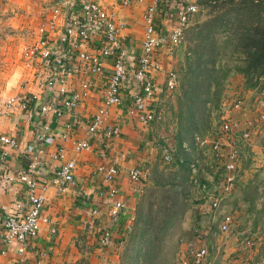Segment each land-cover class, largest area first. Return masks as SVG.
I'll return each mask as SVG.
<instances>
[{"label":"crops","instance_id":"crops-1","mask_svg":"<svg viewBox=\"0 0 264 264\" xmlns=\"http://www.w3.org/2000/svg\"><path fill=\"white\" fill-rule=\"evenodd\" d=\"M96 1L112 13L120 25L118 35L121 46L127 48L131 58L136 57L141 52V15L151 0H128L127 3H123V0ZM60 10L61 14L58 13L57 16L44 10L50 20L44 27L42 37L49 42L56 40L62 29L63 12L61 8ZM161 11L156 19L157 25L167 29L173 20L169 15L163 17ZM35 26L36 23L32 28H26L34 31ZM35 42L36 35L33 40L21 41L18 48L21 50V47L33 46ZM173 46L175 45L167 44L157 51L155 56L159 68L149 72L156 89V97L149 105L154 112L160 110L162 113L163 104L161 107L160 104L163 103V98L167 99L162 92L165 73L181 66ZM10 51L6 42L0 41V61H4ZM35 61L37 66L33 73H20L19 67L16 69L17 73H12V64L7 68L4 65L1 68L0 65V102L7 98L14 100L0 117V135H11L17 139V147L7 152L0 171L13 178L16 174L23 173L33 179L36 183L35 191L42 196L39 218H45V221L37 222L35 234L25 242H6L2 223L7 215L17 214L25 209L27 190L25 184L13 178L8 181L0 179V264H35L36 260L42 264H120L121 254L126 248L123 243L133 229L135 206L143 190L154 186L157 179H163L158 168L164 144L158 143L156 138L161 130H156L153 124L156 119L144 121L140 113L127 112L131 100V93L127 88L121 91L123 98L119 106H103L101 90L105 76L110 71V57L104 60L102 74L85 76L79 73L67 80V89L72 92L81 91V82L84 80L90 83L86 95L80 96L73 107L66 108L59 102H54L44 114L38 108L32 109L28 105L21 108V99L27 100L33 93L41 99L49 96L42 89L41 75L44 73L40 61ZM41 99L40 102L43 101ZM101 108L106 112L104 123L114 124L118 129L117 135L105 143L101 133L89 135L86 132L89 118ZM44 124L48 129L43 128ZM83 139L88 141V147L75 152L74 143ZM101 150L104 151L103 156L99 155ZM68 160H73L74 169L72 181L65 183L55 178L54 170ZM170 163L178 166L177 161L173 160L168 165ZM98 165L115 166L118 169L111 182L116 194L108 195L110 186L104 182L101 173L96 171ZM133 168L140 172L139 183L131 182L128 177V170ZM174 177L172 175L166 179L174 182L177 189L182 188L180 180ZM188 182L193 184L190 177ZM200 187L202 193L203 187ZM117 201L121 202L119 208L113 205ZM52 228L55 231L51 232ZM104 230L110 233V243L102 246L98 243L97 236ZM221 257L228 259L226 254ZM227 262L238 264L240 260L228 259Z\"/></svg>","mask_w":264,"mask_h":264},{"label":"built area","instance_id":"built-area-1","mask_svg":"<svg viewBox=\"0 0 264 264\" xmlns=\"http://www.w3.org/2000/svg\"><path fill=\"white\" fill-rule=\"evenodd\" d=\"M162 1L151 0V3L143 10L141 15L143 22L140 42L141 52L136 57L131 58L127 48L121 46L119 42L120 25L116 22L112 13L105 10L103 5L96 0H54V3L63 12L62 29L56 40L49 42L41 37L39 45L35 47L41 70L44 73L41 75L42 89L49 96L46 99H41L36 93H33L27 100L22 98L19 106L25 108L28 105L32 109L33 107L38 108L42 114L54 102H59L66 108L73 107L80 96L86 95L90 83L88 80H84L81 82V91L72 92L67 89V80L79 73H83L85 76L102 74L104 60L110 57V71L105 76L104 87L101 90L103 106L105 108L119 106L123 98L121 91L127 88L131 93L127 112L140 113L144 121L160 119V110L154 112L149 107L150 102L156 97V89L149 76L150 70L159 68V62L155 54L167 44L176 46L182 41L183 30L188 26L192 13L198 9L196 4L187 2L186 5L170 15L173 22L170 27L163 29L156 23V14L163 8L164 3ZM127 2L128 0H123V3ZM172 2H175V0H172ZM39 30L44 33V26H39ZM177 79L178 75L175 70L169 69L165 73L162 92L167 98L174 97ZM24 99L26 102L23 104ZM40 99L43 101L40 102ZM239 99L232 103V107L235 109L240 106L241 100ZM13 101L10 98L0 105V117L10 108ZM254 103V118L252 120L248 119L240 128L238 127L239 123L233 118L222 114L217 125L218 136L215 134L208 144L213 157L226 173L232 174L239 166L238 141L250 143L255 122L264 120V97H258V100H255ZM214 112L215 109L210 108L209 116H213ZM105 115L104 108L98 109L89 118L86 125L87 134L101 133L104 139L103 143L118 133V129L114 124L104 123ZM43 128L48 129V126L44 124ZM171 142L164 144L161 151V161L164 164H168L173 160L182 161L180 157L174 155V142ZM192 142L194 149H197L203 141L196 134H193ZM0 145L2 147L0 150L1 165L7 152L17 147V139L11 135L1 134ZM88 145L87 140H79L74 143L73 150L78 152L82 148H87ZM181 148L189 152L186 142L181 143ZM103 153L104 151L101 150L99 155L103 156ZM187 167L191 182L199 188L197 190V194L200 195L198 200L208 199L207 210L218 216L215 218L214 228L196 227L192 239L179 238L177 240V248L172 264H208L210 252L221 253L228 242L231 233V216L222 213V205L224 199L236 187L233 181L234 178L231 176L225 180V185L216 187L210 195H202L200 182L197 179L199 169L197 159L191 157L188 160ZM73 169V160H68L56 167L54 170L55 178L69 183L72 181ZM96 171L101 173L104 182L110 186L108 195L116 194V189L111 182L118 173V169L115 166L98 165ZM128 177L134 183H139L141 179L140 172L136 168L128 170ZM12 178L10 174L0 171V179L8 181ZM13 179L26 185V207L20 213L7 215L2 223L3 229H5L4 239L6 242L14 240L23 243L35 234L37 222L39 220L45 221V218H39L42 196L35 191L36 183L28 174L18 173ZM113 205L119 208L121 202L117 201ZM53 231H55L54 228L51 229V232ZM206 237L211 241V248L205 245L204 240ZM97 241L102 246L108 245L110 243L109 231L100 232ZM242 243L244 248H250L253 242L245 236ZM35 264L42 263L36 260ZM238 264L249 263L240 260Z\"/></svg>","mask_w":264,"mask_h":264},{"label":"trees","instance_id":"trees-1","mask_svg":"<svg viewBox=\"0 0 264 264\" xmlns=\"http://www.w3.org/2000/svg\"><path fill=\"white\" fill-rule=\"evenodd\" d=\"M196 1L210 7L209 15L183 30L182 41L186 49L177 79L179 94L175 97L174 155L181 158L182 161L177 162L178 168L186 173L188 160L192 157L188 153L194 150L192 135L202 138L210 123V108L217 109L222 104L223 81L231 69L247 82H257L264 74V0ZM163 2V17L187 4L184 0ZM228 48L240 55L239 63L231 69L221 64L219 58ZM183 142L189 152L181 148ZM181 185L182 188L177 189L174 182L163 178L143 190L135 206L133 229L128 233L120 264H172L176 239L183 233L180 223L190 207L183 182ZM258 190L259 183L248 180L241 189V201L253 205L259 197ZM259 212V216L264 214V208L260 207Z\"/></svg>","mask_w":264,"mask_h":264},{"label":"rangeland","instance_id":"rangeland-1","mask_svg":"<svg viewBox=\"0 0 264 264\" xmlns=\"http://www.w3.org/2000/svg\"><path fill=\"white\" fill-rule=\"evenodd\" d=\"M190 1L196 4L198 9L190 16L188 27L207 18L210 9V7L206 8L196 0ZM44 10L50 13L53 12L56 16L58 13L61 14V10L59 6L54 3V0H0V41L6 42V46H9L11 49L7 58L4 61H0L1 68H3V65L7 68L12 64V73H17L16 69L18 67L20 68V73L23 71L25 73L35 72L37 66V61L35 60H38L35 47L39 45V39L42 37L39 26L45 27L50 20L46 17ZM159 15L160 12H157L156 19H158ZM35 23L36 26L34 31L33 29L26 28H32V25ZM156 23H158V20H156ZM34 35H36V42L33 46H24L21 47V50L18 48L21 41L25 40L26 42L27 40H33ZM173 49V51L176 52L175 55L178 62L182 64L184 58L183 53L186 49L185 42L181 41L178 45L173 46ZM219 58L221 64L231 69L234 64L239 63L240 55L228 48L219 55ZM175 71L179 77V69ZM221 92L220 100L222 104L215 109L213 116L209 117L210 123L208 127H206L201 138L203 141L202 144L197 150L191 151L190 154L188 153V156L197 159L199 163L197 179L203 187L202 193L208 192L205 196L210 195L211 192L213 193L214 188L225 185V180L231 176L234 178L233 181L236 187V189L232 190L230 192L231 194L224 199V204L222 205V213L231 216V233L229 234L228 242L226 243V247L221 250L220 254L217 255V253L210 252L209 264H228V259L244 260L249 264H260L261 261L263 263L264 260V214L262 213L259 216L260 207L264 208V120L255 122L250 143L238 141L237 150L240 163L236 171L232 174L224 172L222 166L213 157L208 144L214 138L215 134L218 136L217 125L222 114H226L233 118L239 123V128L242 127L248 119L252 120L254 118V102L258 100V97H264V74L260 76L257 82H254V80L247 82L239 73L231 69L229 75L223 81ZM178 94L179 90L176 89L173 98L164 96L167 99L163 98L164 101L160 104V107L163 104V107H161V110H163L161 118L153 123L155 124L156 130H161V136L159 133L158 136H156L158 143L163 142L162 144H166L171 142V139L174 143L176 141L175 133L177 120L175 113V97ZM236 99L241 100L240 106L237 109L232 107V103L235 102ZM5 100L0 102V105L3 104ZM159 149L161 150V148ZM159 168L158 171L163 174V178H169V176L175 175L176 178H174L179 179L185 186V198L190 202V207L184 214L180 223V227L183 229L181 238L192 239L196 227L209 229L211 226H214L213 222L218 215L207 211L206 205L208 199L205 198L203 201L202 199L198 200L200 195L197 194V190L199 188L195 184L188 182V172L186 173L184 169H179L178 166L172 163L169 165L162 164L161 160H159ZM252 179L259 183V197L258 199L256 198V202L254 200L255 203L253 205L248 206L246 202L241 201L240 192L246 183H248V180ZM255 216L257 221H255ZM245 236L249 237L253 242L250 248H244L243 246L242 240ZM175 239L176 237L173 241H175ZM127 240L125 239L123 244H125ZM204 242L206 246H211V241L208 237L205 238ZM224 254H226V256L228 255V259H222L221 256Z\"/></svg>","mask_w":264,"mask_h":264}]
</instances>
